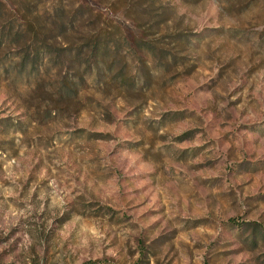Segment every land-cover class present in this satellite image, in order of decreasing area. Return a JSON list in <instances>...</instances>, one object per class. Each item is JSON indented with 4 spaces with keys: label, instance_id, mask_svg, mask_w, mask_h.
<instances>
[{
    "label": "rangeland",
    "instance_id": "374dc122",
    "mask_svg": "<svg viewBox=\"0 0 264 264\" xmlns=\"http://www.w3.org/2000/svg\"><path fill=\"white\" fill-rule=\"evenodd\" d=\"M55 3L118 48L70 101L0 67V264H264V0Z\"/></svg>",
    "mask_w": 264,
    "mask_h": 264
},
{
    "label": "trees",
    "instance_id": "16d2710c",
    "mask_svg": "<svg viewBox=\"0 0 264 264\" xmlns=\"http://www.w3.org/2000/svg\"><path fill=\"white\" fill-rule=\"evenodd\" d=\"M252 1L240 0L241 6ZM146 4L144 2L140 6ZM22 6L26 13L18 25L7 24L0 14V50L14 51L8 66L0 56L2 69H13L30 80L29 86L34 90H50L51 95H56L62 101L76 98L93 71L94 80L97 81L101 66L111 70L117 42L108 40L98 25L88 34L84 32V24L93 16V10L83 5L55 3L41 15L38 5L29 7L28 0H21L19 7ZM5 8V3L0 0V13ZM146 8L141 9L143 14H149ZM67 38L72 40L68 41ZM75 40L80 42L74 43ZM53 68H56L54 76L50 72ZM48 112L51 114L52 110Z\"/></svg>",
    "mask_w": 264,
    "mask_h": 264
}]
</instances>
